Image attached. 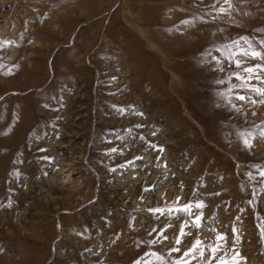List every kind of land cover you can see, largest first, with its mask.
<instances>
[{
  "label": "rangeland",
  "instance_id": "1",
  "mask_svg": "<svg viewBox=\"0 0 264 264\" xmlns=\"http://www.w3.org/2000/svg\"><path fill=\"white\" fill-rule=\"evenodd\" d=\"M240 37L264 0H0V264H264Z\"/></svg>",
  "mask_w": 264,
  "mask_h": 264
},
{
  "label": "snow or ice",
  "instance_id": "2",
  "mask_svg": "<svg viewBox=\"0 0 264 264\" xmlns=\"http://www.w3.org/2000/svg\"><path fill=\"white\" fill-rule=\"evenodd\" d=\"M233 0H225V3L229 4L231 7ZM221 12L224 11V9H220ZM240 41H243L247 47H243L241 51L236 55V60H235V66L237 68H241V66L246 62L247 59H254V60H261L264 61V39H261L259 42H256L260 45L259 50H257L256 43H254L251 39L247 37H240L239 40L233 41L230 46V48H241ZM3 44H0V47H2ZM242 72L246 73V76H241L240 73H234L237 79L241 80V83L237 85V87L240 88H248L249 85L247 84V81H251L253 78L255 79H260L259 75H257L258 71H264V64L257 63L253 66L250 67H244L241 69ZM252 91H255L257 94H261V90L258 88H252ZM240 100L245 99L244 96H238L237 97ZM112 151H115L113 149ZM47 159V157H45ZM262 176H264V172L261 173ZM202 205H197V207H201ZM184 211H189V206H185ZM153 211H158V209L153 210ZM199 219V217H197ZM173 251H179V249H173ZM213 253V258L215 259V253L220 251V248H213L212 250ZM185 256L189 255V253H184ZM203 255V254H202ZM237 255H239L237 253ZM223 264V262H222Z\"/></svg>",
  "mask_w": 264,
  "mask_h": 264
}]
</instances>
